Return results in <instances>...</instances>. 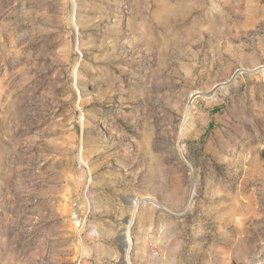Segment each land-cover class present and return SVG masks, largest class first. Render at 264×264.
I'll use <instances>...</instances> for the list:
<instances>
[{"label":"rangeland","instance_id":"374dc122","mask_svg":"<svg viewBox=\"0 0 264 264\" xmlns=\"http://www.w3.org/2000/svg\"><path fill=\"white\" fill-rule=\"evenodd\" d=\"M0 264H264V0H0Z\"/></svg>","mask_w":264,"mask_h":264},{"label":"bare ground","instance_id":"6f19581e","mask_svg":"<svg viewBox=\"0 0 264 264\" xmlns=\"http://www.w3.org/2000/svg\"><path fill=\"white\" fill-rule=\"evenodd\" d=\"M134 214H135V208L133 209V212H132V215H131L130 221L133 220Z\"/></svg>","mask_w":264,"mask_h":264}]
</instances>
